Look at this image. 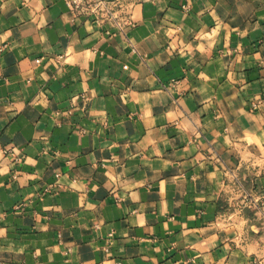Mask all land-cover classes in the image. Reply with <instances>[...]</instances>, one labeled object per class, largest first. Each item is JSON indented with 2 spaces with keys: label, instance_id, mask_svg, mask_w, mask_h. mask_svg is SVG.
Instances as JSON below:
<instances>
[{
  "label": "crops",
  "instance_id": "crops-1",
  "mask_svg": "<svg viewBox=\"0 0 264 264\" xmlns=\"http://www.w3.org/2000/svg\"><path fill=\"white\" fill-rule=\"evenodd\" d=\"M129 12L0 0V264H264V0Z\"/></svg>",
  "mask_w": 264,
  "mask_h": 264
},
{
  "label": "built area",
  "instance_id": "built-area-1",
  "mask_svg": "<svg viewBox=\"0 0 264 264\" xmlns=\"http://www.w3.org/2000/svg\"><path fill=\"white\" fill-rule=\"evenodd\" d=\"M71 17H91L99 26H110L124 33L131 26L129 11L139 0H63ZM108 30V29H107ZM109 31H106V33ZM132 52L137 50L131 45ZM39 62V60H35ZM231 206L239 213L250 211L259 228L264 231V194H256L246 186L245 180L233 171H228L225 179Z\"/></svg>",
  "mask_w": 264,
  "mask_h": 264
},
{
  "label": "rangeland",
  "instance_id": "rangeland-1",
  "mask_svg": "<svg viewBox=\"0 0 264 264\" xmlns=\"http://www.w3.org/2000/svg\"><path fill=\"white\" fill-rule=\"evenodd\" d=\"M246 213H247V214H251V212H250V211H247Z\"/></svg>",
  "mask_w": 264,
  "mask_h": 264
}]
</instances>
